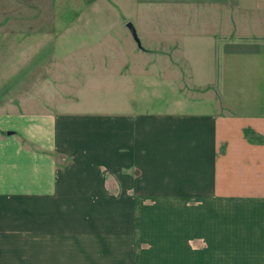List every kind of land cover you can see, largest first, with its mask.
<instances>
[{
    "label": "crops",
    "instance_id": "1",
    "mask_svg": "<svg viewBox=\"0 0 264 264\" xmlns=\"http://www.w3.org/2000/svg\"><path fill=\"white\" fill-rule=\"evenodd\" d=\"M123 1L129 70L0 110V264H264V0Z\"/></svg>",
    "mask_w": 264,
    "mask_h": 264
},
{
    "label": "rangeland",
    "instance_id": "2",
    "mask_svg": "<svg viewBox=\"0 0 264 264\" xmlns=\"http://www.w3.org/2000/svg\"><path fill=\"white\" fill-rule=\"evenodd\" d=\"M126 4L130 2L0 0V110L8 114L15 109L54 110L61 102L78 98L77 89L87 82L88 73L107 72L109 67L117 72L129 70L132 65L123 64V57L130 58L139 50L121 13ZM111 39L118 61L112 66L106 58ZM127 42L134 44L132 48ZM83 44L84 48L94 44L95 49L80 48ZM91 51L96 54L92 56ZM100 76L107 81L108 74ZM116 85L112 90L105 86L100 98L112 101L109 93L122 92ZM96 97L67 103L86 107L97 103ZM150 99V110L161 107L152 94Z\"/></svg>",
    "mask_w": 264,
    "mask_h": 264
},
{
    "label": "water",
    "instance_id": "3",
    "mask_svg": "<svg viewBox=\"0 0 264 264\" xmlns=\"http://www.w3.org/2000/svg\"><path fill=\"white\" fill-rule=\"evenodd\" d=\"M128 27L130 28L135 40L140 43V39H139V36H138V33H137V30L135 28V26L133 25L132 22H128Z\"/></svg>",
    "mask_w": 264,
    "mask_h": 264
}]
</instances>
